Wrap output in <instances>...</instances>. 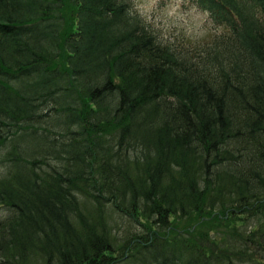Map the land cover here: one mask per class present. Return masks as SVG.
I'll return each instance as SVG.
<instances>
[{
    "label": "trees",
    "instance_id": "trees-1",
    "mask_svg": "<svg viewBox=\"0 0 264 264\" xmlns=\"http://www.w3.org/2000/svg\"><path fill=\"white\" fill-rule=\"evenodd\" d=\"M186 1L0 0V264H264V0Z\"/></svg>",
    "mask_w": 264,
    "mask_h": 264
},
{
    "label": "rangeland",
    "instance_id": "rangeland-1",
    "mask_svg": "<svg viewBox=\"0 0 264 264\" xmlns=\"http://www.w3.org/2000/svg\"><path fill=\"white\" fill-rule=\"evenodd\" d=\"M134 12L139 13L165 44L184 49L206 46L221 33L208 13L186 0H129ZM134 233L143 232L140 225L132 224Z\"/></svg>",
    "mask_w": 264,
    "mask_h": 264
}]
</instances>
